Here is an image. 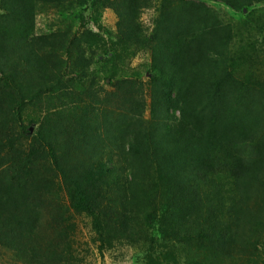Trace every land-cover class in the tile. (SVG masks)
Instances as JSON below:
<instances>
[{
	"label": "rangeland",
	"instance_id": "obj_1",
	"mask_svg": "<svg viewBox=\"0 0 264 264\" xmlns=\"http://www.w3.org/2000/svg\"><path fill=\"white\" fill-rule=\"evenodd\" d=\"M186 1L199 0H146L137 18L143 35L152 36L161 16L168 28L170 24L174 28L177 20L174 4ZM204 2L209 11L199 21L188 19L191 22L185 30L188 39L193 41L196 35L215 41L230 35L233 82H238L235 88L239 87L241 94L237 108L243 113H257L264 121V3L240 14L222 4ZM82 17L80 22L74 21L63 17L57 7L40 6L31 40L49 33L72 38L77 33L89 32L87 57L92 58V67L86 77L75 72V56H67L56 42L55 49H41L43 68L38 75L35 71L30 74L25 67L17 69L27 89L26 100L12 103L7 94L0 100V185H36L32 199L38 206L33 209L37 214V232L43 244H52L62 254L61 260L39 264H264V182L250 187L243 206L236 203L231 206V218L227 222L230 233L224 249H215L216 243L207 244L196 235L185 240L184 232L177 227L182 223L186 206L132 155L124 159L122 176L97 191L90 187L97 197L99 228L86 213L72 209L73 178L61 176L55 169L33 129L56 135L65 145L57 155H65L64 166L73 168L86 163L85 155L91 153L87 142L91 147L96 146L108 131L119 127L125 131L120 143L138 124L148 126L158 110V97L149 86L148 49L119 42L115 14L110 9L86 8ZM215 26L218 27L212 29ZM131 81L136 84L131 94L117 91L120 83ZM17 105L19 109L15 113L19 114L22 125L27 127L32 123L28 136L20 135L22 131L13 115ZM260 135L264 137V133ZM11 137L18 139L16 151L6 156L8 144L14 142ZM33 148L39 151V156H31ZM82 148L85 151L81 152ZM19 153L23 162L33 159L35 167L28 178L23 172L26 166L16 160ZM262 172L264 175V162ZM89 176L91 183L102 185L96 173ZM217 182L230 184L224 175ZM219 214L221 220H226V213ZM165 226L168 232L161 234ZM11 263L14 262L9 253L0 249V264Z\"/></svg>",
	"mask_w": 264,
	"mask_h": 264
},
{
	"label": "trees",
	"instance_id": "obj_2",
	"mask_svg": "<svg viewBox=\"0 0 264 264\" xmlns=\"http://www.w3.org/2000/svg\"><path fill=\"white\" fill-rule=\"evenodd\" d=\"M210 1L240 14L256 4L264 3V0ZM145 2L0 0V100L5 94L12 103L26 100L27 89L22 85L17 69L25 67L30 74L35 71L38 75L43 68L40 64L41 49H55L56 42L60 43L67 56H75L73 66L76 73L86 77L90 72L92 58L87 57L89 32L77 33L72 38L69 35L59 38L55 33H49L31 40L34 19L40 6L57 7L63 17L79 22L86 8L91 11L112 10L119 42L145 46L150 53L149 86L154 96L158 97L156 116L145 128L138 124L130 129L126 141L119 143L125 131L117 127L108 131L96 146L91 147L87 142V150L91 153L85 155L86 163L73 168L64 166L67 163L65 155H57L65 145L56 135L39 128L33 129L34 135L43 143L60 175L73 178L72 209L76 213H86L98 228L101 224L100 212L96 209L97 197L90 187L97 191L122 176L126 165L124 159L126 155H132L141 165L144 163L186 206L182 223L177 227L184 232L185 240L196 235L207 244L216 243L215 249H224L230 233L227 222L231 218V206L235 203L236 206H243V199L249 196L250 187L264 182V137L260 135L264 133V121L257 113L251 115L237 108L241 94L239 87L235 88L238 82H233L230 35L221 36L215 41L196 35L190 41L187 37L186 26L191 24L188 19L199 21L201 15H207L209 11L204 0L186 1L181 5L175 3L177 20L174 28H171V24L168 28L169 24L166 25L161 16L160 23L148 38L143 35L137 19L138 11ZM66 41H69L68 46L64 47ZM135 85L132 81L120 83L117 91L131 94ZM141 100L144 101L142 96ZM18 109V105L13 108V115L22 131L20 135L28 136L32 123L23 126L19 114L15 113ZM9 139L14 142L8 144L6 153L3 152L6 156L16 151L14 146L18 141L12 137ZM80 150L83 152L85 148ZM30 153L32 157L39 156L37 149L33 148ZM16 160L26 166L23 172L28 178L33 159L23 162L19 153ZM92 173H96V179L102 185L90 182L89 175ZM222 175L228 178L229 185L217 182ZM35 186L0 185V249L12 257L14 263L11 264H39L46 260L62 259V254L55 251L52 244H43L37 232V214L33 209L38 206L32 199ZM220 211L226 213V220L220 219ZM168 229L167 226L162 227L161 234L167 233Z\"/></svg>",
	"mask_w": 264,
	"mask_h": 264
}]
</instances>
